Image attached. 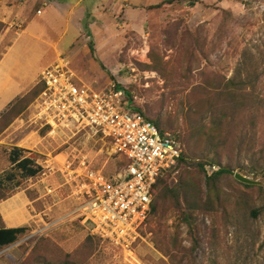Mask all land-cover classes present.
Wrapping results in <instances>:
<instances>
[{
  "label": "rangeland",
  "instance_id": "obj_1",
  "mask_svg": "<svg viewBox=\"0 0 264 264\" xmlns=\"http://www.w3.org/2000/svg\"><path fill=\"white\" fill-rule=\"evenodd\" d=\"M86 1L90 35L70 26L63 56L83 84L95 89L117 84L131 95L128 105L179 138L188 164L162 176L169 187L181 182L188 196L196 195L181 198L182 211L196 202L190 230L168 197L157 201L156 214L140 229L143 241L134 246L140 264H264V178L258 175L264 169V0H197L193 7L189 0ZM30 4L33 14L42 6L0 0V57L23 27ZM245 63L257 68L247 71ZM249 75L251 82L232 98L235 83ZM209 100L222 116L216 131L211 126L216 117L205 109ZM231 102L245 108L233 111ZM33 103L10 124L0 121V175L11 167L9 149L24 147L20 140L30 131L36 132L35 142L23 149L43 169L0 200L24 192V226L30 229L0 252V264H64L68 258L73 264H122L119 252L77 219L81 199L74 193L86 167L106 178L118 176L125 159L90 129L70 126L51 134L30 126ZM199 162H214L231 175L209 188L192 166ZM235 173L261 185L247 188Z\"/></svg>",
  "mask_w": 264,
  "mask_h": 264
},
{
  "label": "built area",
  "instance_id": "obj_2",
  "mask_svg": "<svg viewBox=\"0 0 264 264\" xmlns=\"http://www.w3.org/2000/svg\"><path fill=\"white\" fill-rule=\"evenodd\" d=\"M39 82L43 89L32 104L30 126L48 128L51 134L70 126L90 129L127 161L120 175L107 178L86 167L84 181L74 193L81 199L75 214L82 223H90L92 236L119 252L122 264H140L133 244L143 241L140 229L146 224L153 186L164 172L179 165L181 143L125 108L126 93L117 84L102 89L83 84L68 57L60 56L45 68Z\"/></svg>",
  "mask_w": 264,
  "mask_h": 264
},
{
  "label": "crops",
  "instance_id": "obj_3",
  "mask_svg": "<svg viewBox=\"0 0 264 264\" xmlns=\"http://www.w3.org/2000/svg\"><path fill=\"white\" fill-rule=\"evenodd\" d=\"M33 2L42 3L37 10L40 14L37 11L33 14L31 9L34 6L30 4L23 16V27L18 30L0 57V107L7 105V108L13 100L37 85L41 72L52 65L58 57L63 56L61 44L69 27H74L80 35L83 24L87 22V4L83 5L87 3L86 0L75 2L33 0ZM15 121L22 123L20 119ZM31 134L36 132L30 131L20 140L24 145L22 149H28L34 144L35 137ZM26 200L24 192H17L0 204V216L5 228L25 225Z\"/></svg>",
  "mask_w": 264,
  "mask_h": 264
},
{
  "label": "trees",
  "instance_id": "obj_4",
  "mask_svg": "<svg viewBox=\"0 0 264 264\" xmlns=\"http://www.w3.org/2000/svg\"><path fill=\"white\" fill-rule=\"evenodd\" d=\"M189 2H190L189 5L191 7H193L194 4L197 2V0H189ZM161 6H162V3L154 6L153 8L159 9V8H161ZM83 30H84L85 34L89 37L90 32L88 29L87 22H85L83 24ZM89 51L91 52V56L93 57V53H94L93 42L89 43ZM251 67H253L254 69L257 68V66H255L254 63H249V65H248V63H247V65H246V63L243 64V68L247 71ZM239 76H240V74H239ZM250 77H251V75L245 77V79H243L241 82L235 83V85L231 91L232 98L241 95V93H242L241 91L243 89L242 86H246L245 84H248L249 82H251ZM42 89H43L42 84L39 82L31 90H29L26 94H24L23 96L18 97L15 100H13L11 102V104H9L8 107L0 114V121H8V123H9V121L16 119L18 117V115L21 114L25 110V108L28 106V104L37 98V96L40 94ZM130 96L131 95L127 94V92H126V97H125L126 102L131 100ZM211 100L214 102L217 101V99H214V98ZM211 100H209V102H207L205 109L208 108L209 111H211V114H213V116L216 117V118H214V120H212V125H211L212 130L216 131V129L221 124L222 116L217 114L218 106H217V104L212 103ZM126 102H124V105L127 104V106L125 105V108H127L128 110H130L133 113H139V114L143 115V113L140 111V109L135 108L131 105H128V103H126ZM231 103H232L231 109L233 111H234V109L237 111V109L245 108V106L242 104H236L234 102H231ZM145 118L147 120H149L150 122H152L158 128L160 133H162V134L165 133V131L162 128H160L156 122L151 121L147 117H145ZM43 130L48 131L49 129L44 128ZM172 136L179 141V138L175 134L172 133ZM7 159H8L9 164L11 165V167L8 170L4 171L2 173V175H0V192L2 191V194H3V196L0 197V200L6 199L7 196L13 191V189L20 187L25 180L38 176L40 173H42V170H43L40 165H37L35 163V159L32 156V153H30L29 151H26L25 149H22V148L11 147L8 151ZM124 161H125V164H123L122 166L127 165V161L126 160H124ZM179 164H184L185 166L188 164L184 154H182V156L179 160ZM192 166L195 167L197 173L201 174L204 177V179L206 181V185L209 188L211 187L212 189H216L217 184L225 176L231 175V171L228 168L216 166L214 162H206V163L199 162V163L194 164ZM212 166L217 167V170L213 171V172H209L208 169H210ZM164 173L165 174L167 173L168 175H170V172L168 173V171H166ZM258 175L264 178V169ZM7 186H10L11 188L9 189ZM245 187L250 188L247 185ZM186 188L187 187L183 188V185L181 182L177 183V185H175L173 187H169L166 178L164 176L159 177L157 179L155 185L153 186V189H152V196L154 194H156V195H155V197L153 196L154 198L152 197V202L150 205V210H149L146 222H148L150 217H152L156 214L157 201L160 199H163L164 196H166L169 198L171 203L174 205L175 210L177 212H179L178 218L184 224H186V226L190 230L192 227L191 209H192V205H196V202L192 201V200H190V201L188 200L192 205H189V207H188L189 210H183L182 211L181 210L182 209L181 198L187 197V199H188V197H196V195H195V193L189 192V196H188ZM252 212L255 215L254 212H259V211L254 209V210H252ZM29 233H30V229L28 227H25V226L16 227V228H5L3 221L1 219V216H0V252L5 250L6 248L16 244L21 238L27 236ZM138 241H136L133 244V247L135 246V244H137ZM195 248H196V243H193L191 248H190L191 252H194ZM165 254H167L169 256L171 255L168 253H165ZM64 264H73V263H71V261L68 258L67 261L64 262Z\"/></svg>",
  "mask_w": 264,
  "mask_h": 264
},
{
  "label": "water",
  "instance_id": "obj_5",
  "mask_svg": "<svg viewBox=\"0 0 264 264\" xmlns=\"http://www.w3.org/2000/svg\"><path fill=\"white\" fill-rule=\"evenodd\" d=\"M234 179L238 181L239 183H242L244 185L248 186H260L261 183L255 180L250 179L249 177H246L240 173H235L234 174Z\"/></svg>",
  "mask_w": 264,
  "mask_h": 264
}]
</instances>
